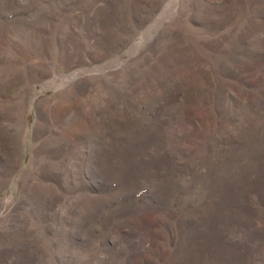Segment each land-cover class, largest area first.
Here are the masks:
<instances>
[{"label": "rangeland", "instance_id": "374dc122", "mask_svg": "<svg viewBox=\"0 0 264 264\" xmlns=\"http://www.w3.org/2000/svg\"><path fill=\"white\" fill-rule=\"evenodd\" d=\"M0 264H264V0H0Z\"/></svg>", "mask_w": 264, "mask_h": 264}, {"label": "bare ground", "instance_id": "6f19581e", "mask_svg": "<svg viewBox=\"0 0 264 264\" xmlns=\"http://www.w3.org/2000/svg\"><path fill=\"white\" fill-rule=\"evenodd\" d=\"M13 114V113H12Z\"/></svg>", "mask_w": 264, "mask_h": 264}]
</instances>
